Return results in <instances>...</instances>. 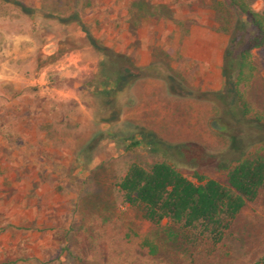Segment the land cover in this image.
Here are the masks:
<instances>
[{
  "label": "rangeland",
  "instance_id": "1",
  "mask_svg": "<svg viewBox=\"0 0 264 264\" xmlns=\"http://www.w3.org/2000/svg\"><path fill=\"white\" fill-rule=\"evenodd\" d=\"M246 2L264 17V0ZM242 25L232 0H0V264L260 261L264 185L221 242H193L119 190L132 165L163 159L113 144H130L136 127L189 144L177 169L196 184H225L240 161L264 160V45L249 50L254 70L239 88L247 120L225 117L224 54ZM92 39L110 71L140 76L118 96L113 125L101 121L104 98L82 85L101 68Z\"/></svg>",
  "mask_w": 264,
  "mask_h": 264
},
{
  "label": "trees",
  "instance_id": "2",
  "mask_svg": "<svg viewBox=\"0 0 264 264\" xmlns=\"http://www.w3.org/2000/svg\"><path fill=\"white\" fill-rule=\"evenodd\" d=\"M232 5L246 17L249 27L240 26L239 32L230 39L224 54V75L227 81L225 95L228 100L225 117L243 124L249 114V105L239 88L241 81L245 80L246 69L251 73L254 70L249 50L264 45V17L253 11L246 0H232ZM250 31L253 33L252 38L244 40L245 34ZM91 44L102 57L101 68L82 85L94 87L96 94L104 98L109 115L101 117V121L113 125L121 119L123 113L117 106L118 96L139 80L140 76L133 75L130 70L122 73L110 71L107 66L108 49L93 39ZM168 79L172 83L176 82L172 76ZM254 126L262 132L258 124ZM216 129L226 132L228 125L217 124ZM126 139L130 144L113 141L118 152H129L142 147L163 161L155 163L149 169L138 164L132 165L118 183L124 199L141 208L150 222L160 224L167 220L179 227L178 231L186 234L193 242H198L200 238H206L215 244L221 242L242 209L257 199L264 185V160L261 158L240 161L230 171L225 184L214 180L196 184L177 169L179 164L187 165L185 160H189L190 153H193L191 145L171 144L145 127H136V131ZM261 140H264V136ZM96 145L86 151L90 152ZM170 236H175V233L171 231ZM256 264H264V256Z\"/></svg>",
  "mask_w": 264,
  "mask_h": 264
}]
</instances>
